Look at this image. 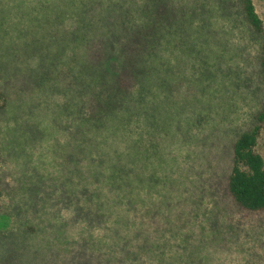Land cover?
Instances as JSON below:
<instances>
[{
    "label": "rangeland",
    "instance_id": "1",
    "mask_svg": "<svg viewBox=\"0 0 264 264\" xmlns=\"http://www.w3.org/2000/svg\"><path fill=\"white\" fill-rule=\"evenodd\" d=\"M222 6L0 0V264H264V210L227 188L233 140L264 112L259 44ZM124 18L163 22L145 113L126 132L76 137L74 65ZM255 149L264 158V120ZM110 159L131 166L112 173Z\"/></svg>",
    "mask_w": 264,
    "mask_h": 264
},
{
    "label": "trees",
    "instance_id": "2",
    "mask_svg": "<svg viewBox=\"0 0 264 264\" xmlns=\"http://www.w3.org/2000/svg\"><path fill=\"white\" fill-rule=\"evenodd\" d=\"M218 6L223 8L229 6L230 17L239 15L250 29V38L258 40L257 59L264 76V27L253 0H218ZM168 19L170 24L172 19ZM150 21L129 26L128 18H124L123 31L112 32L106 41L100 39L95 45L85 47L87 59L74 65V136L83 135L86 138L88 132L99 136L106 135L104 131L109 124L114 131L126 132L129 122L142 112L145 113L143 103L150 90L148 78L153 69L160 67L158 63L152 64L146 58L153 54L155 39L150 36L154 29L163 23L159 21L157 24L154 19ZM172 21L176 24L174 32H179L183 36L188 35L189 27L187 29L186 27L190 23L183 24L175 19ZM3 24V22L0 24V31ZM205 26L202 24L198 29L201 30ZM1 33L3 35L2 31ZM80 35L82 37L79 38V42L86 40L85 32ZM28 51L35 50L32 48ZM33 54L37 55V52ZM164 82L165 78L159 80L162 88H165L162 85ZM2 97L0 92V109L3 107ZM263 120L264 112H261L257 122L238 133L232 143V167L228 175L227 188L234 201L249 211L264 210V158L255 149ZM135 148L137 146L134 144L132 147L134 153L131 156L136 155ZM129 151L128 148L125 152ZM121 153L120 151L116 154L122 157ZM109 162L112 173L126 171L131 166L120 159L116 161L110 159ZM2 192L0 179V199Z\"/></svg>",
    "mask_w": 264,
    "mask_h": 264
}]
</instances>
